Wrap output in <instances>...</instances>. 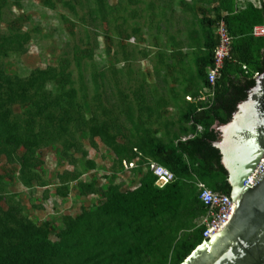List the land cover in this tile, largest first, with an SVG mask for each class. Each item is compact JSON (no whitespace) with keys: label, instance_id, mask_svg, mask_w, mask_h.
<instances>
[{"label":"trees","instance_id":"16d2710c","mask_svg":"<svg viewBox=\"0 0 264 264\" xmlns=\"http://www.w3.org/2000/svg\"><path fill=\"white\" fill-rule=\"evenodd\" d=\"M6 1L0 0V264H182L205 240L202 221L208 208L200 201L198 184L231 194L228 172L220 150L214 146L219 138L215 125L232 119L238 104L256 85V74L264 73V37L252 36L254 26H264V0H240L245 2L244 8L239 0H212L214 19L205 18L210 10L201 4L206 0H181L182 8L203 15V28L205 23L209 26L203 31V43L197 32L189 35V47L196 55L197 86L208 98L178 109L176 122L154 123L153 116L160 115L161 109H148L149 118L143 119L131 105L128 107L129 96L123 94L121 112L132 128L103 105L100 95L95 105L86 95L80 97L68 57L58 66L33 69L28 76L9 72L5 61L11 55L26 54L32 36L19 26L21 19L5 18ZM92 1V24H109L110 17L115 19L117 6L111 4L112 0ZM43 2L54 7L52 0ZM155 2L148 5L146 0H137L138 4H147L148 15ZM65 4L75 12L71 1ZM13 5L21 7L20 0ZM166 5L173 11L170 2ZM139 11L134 15L141 17ZM152 16L157 15L154 12ZM221 19L234 40L223 75L212 86L208 73L214 63L216 26ZM2 25L6 26L4 30ZM140 31V27L133 28L134 34ZM120 33L123 40L131 38L124 30ZM105 37L107 52L111 53L113 37ZM121 47L125 52L124 42ZM81 52L76 56L79 61L94 59L93 48L77 54ZM125 58L129 61L128 56ZM136 97L141 103L138 97L142 94ZM140 111L142 114L146 109ZM79 139H88L93 148L102 145L110 150L115 158L114 172L105 176L109 183L103 186L97 178L80 180L81 173L60 175L57 193L68 197L69 184L76 182L78 194L98 196L97 203L77 214L62 216V226L58 227L53 220L35 222L23 214L19 203H11L14 197L6 199L8 181L1 173L3 162L19 166V179L26 188L42 183L44 149L60 148L66 157L73 152L86 161L87 170L96 169L88 151L77 147ZM134 161L137 165L129 171L131 182L117 183V174L126 171L124 162ZM151 162L170 170L174 180L158 186L149 168Z\"/></svg>","mask_w":264,"mask_h":264},{"label":"rangeland","instance_id":"374dc122","mask_svg":"<svg viewBox=\"0 0 264 264\" xmlns=\"http://www.w3.org/2000/svg\"><path fill=\"white\" fill-rule=\"evenodd\" d=\"M15 1H6L5 18L11 21L21 19L19 26L23 31L31 33L32 40L27 46L26 54L11 55L5 61L9 72L28 76L33 69L58 66L61 59L68 57L71 62L74 85L80 97L86 95L87 100L95 105L96 98L100 95L103 105L114 110L120 122L129 128H132L131 124L121 112L122 96L123 94L129 96L128 103L135 113L137 106L134 90L140 88L141 82L145 79L141 73L150 67L146 61L143 63L138 61L140 57L138 50L141 49V44L150 45L159 35L166 40L168 36L164 31L165 28H169L168 32L171 31L172 34H175L176 28L186 31L183 19H196L193 12L185 11L181 7V0H172V2L146 0L148 5L153 1L156 3L149 15L145 8L147 4H138L137 0H112L111 4L117 6L115 19L110 17L109 24H100V22L97 26L92 24L90 18L92 0H52L54 7H49L43 0H20L21 7H18L13 5ZM69 1L75 5V12L65 4ZM185 1L192 3V0ZM169 2L172 4L173 11L166 7V3ZM137 11L142 12L143 15L141 17L134 15ZM154 12L157 15L155 17L152 16ZM172 17V24L167 23ZM195 23L197 27L196 20ZM167 24L169 26H166ZM158 26L161 27L160 30L157 29ZM5 27L2 25V30ZM135 27L141 28L139 34H134L133 28ZM121 30L131 35V38L123 40ZM106 34L113 37L111 53L107 52ZM176 36L184 37L182 34H176ZM123 42L130 52L137 48L138 55L134 53L136 58H132L133 55H131L130 61L125 60L124 50L121 47ZM88 48L94 49V59L79 61L76 56L81 55L82 52L77 54V51ZM147 51L150 50L147 49ZM94 73L97 74L96 77ZM150 83L152 82L148 83V88H157L156 84ZM158 88L163 89V87ZM175 111L173 109V113ZM76 145L88 151V159L95 161L96 169L87 170L86 161L82 160L79 155L74 156L73 152H69V156L66 157L61 155L60 148L44 149L41 151L44 162L40 170L42 183L35 188H26L19 179V166H8L3 162L1 173L7 176L8 181L5 186L6 199L8 196L14 197L11 203H19L23 207V214L35 222L53 220L58 227L62 226V216L77 214L83 207L97 203L98 196L79 195L76 182L69 184L68 197H62L57 193L58 187L61 186L60 175L81 173L80 180L91 182L93 178H97L103 186L109 183L105 176H110L114 172V155L105 146L98 145L97 148H93L88 139H79ZM129 171L126 169L125 172L117 174V183H130ZM9 175L13 179L9 178ZM4 207H7L6 204Z\"/></svg>","mask_w":264,"mask_h":264},{"label":"water","instance_id":"95a60500","mask_svg":"<svg viewBox=\"0 0 264 264\" xmlns=\"http://www.w3.org/2000/svg\"><path fill=\"white\" fill-rule=\"evenodd\" d=\"M233 208L182 264H264V73L227 124L215 125Z\"/></svg>","mask_w":264,"mask_h":264},{"label":"crops","instance_id":"0c3cea01","mask_svg":"<svg viewBox=\"0 0 264 264\" xmlns=\"http://www.w3.org/2000/svg\"><path fill=\"white\" fill-rule=\"evenodd\" d=\"M211 1L212 0H206L201 4L202 7L210 10L206 14V19H214L215 17V13L211 11L213 7V5H210ZM238 4L241 8L245 7V2L241 3L240 1ZM184 10L188 11L187 8ZM195 16L196 19H183L186 31L181 28H176L174 30L175 34H172L171 31L168 32L169 28H165L164 31L168 36L166 40L162 39V35H159L158 38L153 40L152 44H141V49L138 50L140 55L136 52L137 48L132 52L127 48L125 49L123 55H125V57L128 56L129 61L131 55H133L132 58L138 55L140 56L138 60L140 63L146 61L150 65L148 69L146 68L145 71L141 73L145 76V79L141 82L140 88L134 90L135 103L137 106L135 114L141 116L143 119L147 120L149 118L150 113L147 112L148 109L159 108L161 109V114L153 116L154 123L176 122L179 116L178 109L192 104H199L208 98L204 96V90H201L197 86L196 55L193 54L194 50L189 47V35H194L197 32L199 42L203 43V31L209 26L208 23H205V27L203 28L201 20L204 17L202 14L199 13ZM172 20L173 17L169 18L167 23L172 24ZM195 20L198 22L197 27H195ZM187 21H191V23L187 24ZM169 24L166 26H169ZM157 29L160 30L161 27L158 26ZM140 32H138V34ZM176 34H182L184 37L179 38ZM147 49L150 51H147ZM148 81L152 82L150 84H156L155 86H157V88H148ZM158 87H163V89ZM139 92L142 94V98L138 97L141 103L138 102L136 97ZM129 106L130 104L128 103V107ZM140 109H146V111L143 112L144 114H140ZM173 109L176 110L174 113Z\"/></svg>","mask_w":264,"mask_h":264},{"label":"built area","instance_id":"2783aa9c","mask_svg":"<svg viewBox=\"0 0 264 264\" xmlns=\"http://www.w3.org/2000/svg\"><path fill=\"white\" fill-rule=\"evenodd\" d=\"M218 36V45L214 52V63L208 73V80L212 86L221 79L225 69L226 62L231 58L233 36L230 34L227 23L224 19L218 21L216 26ZM254 38L264 37V26H254L252 29ZM246 68V67H245ZM259 73L256 74V77ZM137 161L127 163L124 162L125 169L130 170L136 167ZM150 170L157 177V184L160 187L172 182L175 178L174 174L164 166L151 162ZM200 190V201L208 208V214L203 219L202 224L206 230L204 238L207 239L217 233L228 220L233 208V201L229 195L215 192L208 188L204 183L198 184Z\"/></svg>","mask_w":264,"mask_h":264}]
</instances>
